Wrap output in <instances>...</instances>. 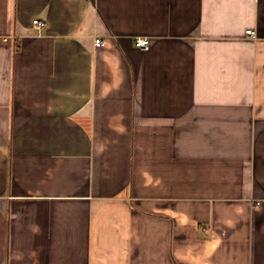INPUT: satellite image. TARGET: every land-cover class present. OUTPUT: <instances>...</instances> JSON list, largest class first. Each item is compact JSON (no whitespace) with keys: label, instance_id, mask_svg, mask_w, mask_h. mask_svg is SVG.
Masks as SVG:
<instances>
[{"label":"crops","instance_id":"crops-1","mask_svg":"<svg viewBox=\"0 0 264 264\" xmlns=\"http://www.w3.org/2000/svg\"><path fill=\"white\" fill-rule=\"evenodd\" d=\"M0 264H264V0H0Z\"/></svg>","mask_w":264,"mask_h":264},{"label":"built area","instance_id":"built-area-1","mask_svg":"<svg viewBox=\"0 0 264 264\" xmlns=\"http://www.w3.org/2000/svg\"><path fill=\"white\" fill-rule=\"evenodd\" d=\"M33 24L38 26L40 29H43L45 27V23L40 21V20L33 21ZM246 34L247 35H251V36L254 35V33L251 30L246 31ZM134 45L140 51L147 52L150 49L151 43H150V40L148 38L137 37L134 40ZM95 46L96 47H105L106 46V42L103 41L102 39L98 38V39L95 40Z\"/></svg>","mask_w":264,"mask_h":264}]
</instances>
